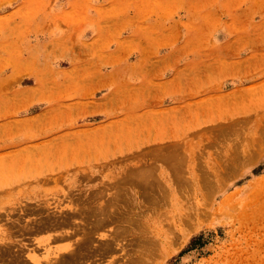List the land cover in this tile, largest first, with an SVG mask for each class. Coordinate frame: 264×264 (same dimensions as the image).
Instances as JSON below:
<instances>
[{"label": "rangeland", "instance_id": "obj_1", "mask_svg": "<svg viewBox=\"0 0 264 264\" xmlns=\"http://www.w3.org/2000/svg\"><path fill=\"white\" fill-rule=\"evenodd\" d=\"M0 264H264V0H0Z\"/></svg>", "mask_w": 264, "mask_h": 264}]
</instances>
